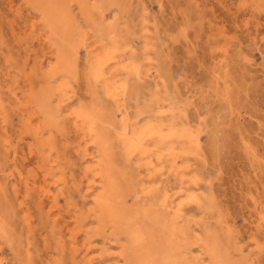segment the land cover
I'll return each mask as SVG.
<instances>
[{
  "label": "rangeland",
  "instance_id": "obj_1",
  "mask_svg": "<svg viewBox=\"0 0 264 264\" xmlns=\"http://www.w3.org/2000/svg\"><path fill=\"white\" fill-rule=\"evenodd\" d=\"M62 1L76 15L84 44L78 51L77 79L59 76L51 81L50 71L64 48L51 35L40 0H0V264H127L121 255L132 250L141 227L118 224L101 236L94 233L92 195L82 175L88 160L79 155L78 138L64 118L92 96L104 99L101 86L86 78L95 57L102 55L109 60L104 79L111 89L129 77L133 87L132 69L139 70L140 94L121 107L137 122L135 129L145 124L143 110L153 100L162 104L166 132L178 131L177 139L152 144L150 170L156 175L150 181L145 161L134 156L130 163L120 149L116 160L134 190H155L145 208L159 210L165 196L171 198L167 203L172 210L165 211L164 220L183 228L189 237L184 242L192 247H186L184 264H220L214 255L219 243L226 249L219 246L218 252H227L230 264H264V0H117L115 6L95 10L99 0H85L89 8L84 9L83 0ZM64 82L72 100L60 105L54 98L47 108L61 123L59 129L32 138V131L26 132L23 102L31 93ZM116 115L120 124L122 115ZM43 121L41 116L32 125ZM160 154L165 158L161 162ZM56 160L50 183L58 208L49 212L52 198L39 204L43 177L37 167L49 170ZM28 178L30 186L25 185ZM62 178L64 184L54 183ZM130 200L128 207L137 208V199ZM181 203L184 214L177 219ZM76 221L87 228L73 244L68 230ZM209 236L219 243L205 245Z\"/></svg>",
  "mask_w": 264,
  "mask_h": 264
},
{
  "label": "bare ground",
  "instance_id": "obj_2",
  "mask_svg": "<svg viewBox=\"0 0 264 264\" xmlns=\"http://www.w3.org/2000/svg\"><path fill=\"white\" fill-rule=\"evenodd\" d=\"M48 1L50 3H52V5L50 4L49 7H47L45 4ZM93 1H95V0H93ZM132 1L133 0H131V2ZM62 2H64V1H62V0H40V2H39V4L42 5L44 7V9L46 10V14H47L46 19H48V23H49L50 28L53 32V34H51V35L52 36L54 35V37L56 38V42H57V40H60L61 44L63 45V48H64V51L59 50V54L57 56V63L50 71L49 79L51 81H55L59 76L70 77V78H73V80L77 79L76 67H77V64L80 63V62H77L79 60L78 51H79V49H81L80 47L84 44L83 40L81 39L82 33L80 34V32H79L80 29L76 23V17H75L76 15L71 14V6L70 5L67 7L66 5L62 4ZM117 3H118L117 0L116 1L115 0H99L93 6H94V10H95V9H100L102 7L101 5H103V4H108V6L112 7V6L117 5ZM80 5H82L83 9L89 8V4L85 0L81 1ZM128 5H127V7H128ZM36 7H38V6H36ZM78 9H79V7H78ZM90 10H91V8H90ZM78 12H80V11H78ZM116 13H118V12H116ZM100 14H103V12H101ZM80 18H81V16H80ZM103 22H104V20H103ZM110 25L113 26L112 24H110ZM108 30H106V31H108ZM118 46H120V45H118ZM118 46H116V47H118ZM113 47H114V45H113ZM130 52H132V50ZM93 53H95V52H93ZM114 53L115 52H113V54ZM88 56H90V55H88ZM102 56L101 57H99V56L95 57V55H94V57L97 59L95 60V58H94V60H95V62H93L94 66L92 65L93 68L91 67L92 70L90 71V73L87 74L86 78H87L88 82L92 80L95 83L94 86L95 85L101 86V88L103 89V91H101V92L102 93L104 92V99L101 100V99L97 98L96 96H92L90 101H88L89 103L80 104L77 108L70 110L67 117H64L65 120H67L69 122V124L71 126V131L73 132L74 136L76 138H78V141H77L78 145L77 146H78L79 155H82L84 158H87V160H88V161L86 160L88 164H87V167L83 170L82 175L87 180V191L86 192H88L89 194L92 195L91 196L92 197L91 202L93 204V208L91 209L90 212H91V217H92L93 222L95 224H97V228L94 230V233L96 235L101 236L102 234H105L108 231V228H113V227H115V225H118V224H119V226H121L120 224H123L124 226L127 225V227H129V228L133 227L135 225L136 226L140 225V227H141L140 231L141 232L136 233L134 238L131 237V238H133L132 250H130L128 248L129 251L125 250L124 253H122V255H121V257L123 258V260H125L127 262V264H184V262L186 260L183 258V255L185 253V250L187 249L186 247L190 246V244L187 245L186 242H184V241L187 240L189 237L186 234V232L183 231V228L180 229L176 226L177 224L176 225L174 223L169 224L166 222V219L164 220V214L166 213L165 211L171 209V207L167 203L168 200L171 198L168 195H166L164 198V201L162 202V206L160 207L159 210H153V208L151 209L149 207L145 208L146 205L148 203H151V201L153 200V196L155 195L154 194L155 190L150 189V188H146L145 186H143L140 189V191H137L138 189L134 190L133 187H131V185L128 184L127 179L125 178V175L123 174V172L117 166V160H116L117 159L116 157L118 155V150L120 149L123 152V155L125 156L126 160L128 162L130 161V163H131V159H133L134 156H135V158L138 157V160L141 162L145 161V166H147L148 171L150 172L149 177H147L150 181L156 175V173L153 174V172L150 170V167H152V163H153V161L151 160L153 158V157L151 158V155L153 153L152 152V150H153L152 144L157 143L158 145H161L165 141H167L169 139H173L177 135L176 133L178 131L176 132L174 130L175 129L174 128V129L170 130L168 133L166 132V129H167L166 124L167 123H166V118H165L166 117L165 112L162 108V104H160L158 101H153V100L148 102L147 104H145V108L143 110V112L146 114L144 116L146 118L145 124L140 129H135L137 122L135 123V122L131 121V118H130L129 114L127 113V110H126L127 107L126 108H121V107H123V105L127 101V99H129L133 96H138L140 94L139 83H138L140 80L139 70L137 67H133V69H132V74H134L136 76V78L133 80V87L130 86L131 84H130V81L128 80L130 78L129 77L127 80L124 79L125 81L123 82V84H121L120 88L111 89L108 86L109 84L105 83V79H104L105 69H106L105 66H107L109 60H107V58H103ZM114 56H116V55H114ZM109 58H110V56H109ZM131 58H132V56H131ZM114 59H112V60H114ZM134 60H135V58H134ZM110 61H111V58H110ZM128 63H126V64L129 65ZM137 65H139V64H137ZM127 68L128 67H126L125 69H127ZM120 71H122V70L120 69ZM127 71H129V70H127ZM107 75H108V73H107ZM44 79H45V77H44ZM62 81H64V80H62ZM107 82H109V81H107ZM46 83H48V82H46ZM46 83H44V84H46ZM68 86H69L68 82H64L63 84H61L57 88H50L49 86L45 87L44 89H41L40 91H38L35 94L31 93V95L29 96V100L26 102H23V104L21 103L22 104L21 108H22L23 112H25L24 118H25L26 130H27L26 132L29 133L32 131V134H33L32 138L38 139V137L41 134H43V131H45V130L53 132L54 129H57V128L59 129L61 123L56 121L57 117L55 118V116L48 113L47 108L50 107L54 98L59 100L60 105L66 104L72 100L71 97L66 95V88ZM96 89H99V88H96ZM109 104L115 105L118 108H115V109L114 108H108ZM57 108H59V107H57ZM57 108H56V110H57ZM58 111H62V108H61V110L59 108ZM117 113H120L122 115V119H121L120 124L117 121V116H118V115H116ZM55 115H56V112H55ZM41 116L44 118V121L42 123H39L38 125H36V127H33L32 124H33L34 120L36 118L39 119ZM65 120H63V121H65ZM64 125L66 126L67 124L65 123ZM171 126H169V127H171ZM66 130H68V129H66ZM182 130H184V129H182ZM66 133H68V132H66ZM181 133H182V131H181ZM185 133H187V132H185ZM190 134H191V132H190ZM66 135H68V134H66ZM56 136H57V134H56ZM52 138L55 139L54 137H52ZM183 138H185V137H183ZM185 139H187V138H185ZM194 142L195 141H193V143ZM176 143H178V141ZM172 145H174V144H172ZM184 146H187V145L184 144ZM55 147H51V149H50L51 153L55 150ZM177 147H179V146H177ZM159 150H162V149H159ZM30 151H31L30 152L31 154L35 153V148L33 145L30 146ZM175 152H177V151H175ZM180 152H181V150H180ZM161 153L163 154V152H161ZM184 153L185 152H183L182 154H184ZM162 159H163V157L160 154V156L157 157V160L159 162H161ZM46 160H48V158H46ZM55 165H58L57 160L55 162H53V164L50 166L49 170L44 169L40 165H38V167H37V170L42 172V177H43V180H42L43 184L40 188L38 187L39 188L38 191L40 192V199H42V200L39 199L40 200L39 204L40 205L43 204V202H44L43 199H49L50 200L52 198L53 199L52 200V206H51L49 212L58 208L57 198L53 195V191H52V186H51L52 182L50 183V180L53 181L52 176H53V173H54V170L56 167ZM157 178L158 177H156V179ZM28 181H29V178L27 179V181L25 183L26 186H28L30 184V183L28 184ZM162 181H163V179H162ZM63 182H65L64 178L58 179L54 183L55 184H64ZM133 184H135V183L133 182ZM35 186H36V182H34V188H35ZM159 188H160V186H159ZM164 188H165V186H164ZM65 189H66V187H65ZM167 192H168V190H167ZM160 193H162V192H160ZM133 197L137 199V200H135L137 208H134L132 206L134 209L132 208L133 210H131L130 207H128L129 206L128 202H129L130 198H133ZM138 205H140V206H138ZM176 208L177 209H176L175 215H176L177 219H179V218H181V215L184 214V213H182L183 208H184V204L181 203ZM64 215H65V213H64ZM72 218L73 217H71V219ZM169 221H170V219H169ZM74 223H76L75 228H73L71 231L68 230L70 233L71 242L73 244H75V241H76L78 235L82 231H85V229L87 228L86 227L85 229H83L84 227H83V224L81 221H76ZM129 231H131V230L129 229ZM117 232H119V231L117 230ZM88 233H89V231H87V234ZM112 235H110V236H112ZM124 235H126V234H124ZM132 235H133V233H132ZM119 236H120V233H119ZM127 236L129 238V232H128ZM90 237H91V235H90ZM219 237H221V239H222L223 236H219ZM117 238H119V237H117ZM196 238L199 239V237H197V236H196ZM95 239H97V238H95ZM217 239H218L217 237L215 239L214 236H209L205 239L206 240L205 245L213 247V244L215 243V241ZM90 240H91V238H90ZM104 241H105V239H104ZM217 241H216V243H219ZM131 242L132 241H130V243ZM223 243H224V240H223ZM93 244H94V242H93ZM224 245H225V243H224ZM219 246L223 248L221 243H219L217 245V247L215 246L216 247L214 250V255L216 257L215 261H218V259H221L222 261L219 262L220 264H230L228 257L226 256L227 252L223 253V254H220V252H218ZM70 247H72V246H70ZM86 247H87V245H86ZM194 248H195V246H194ZM222 248H221V250H222ZM191 249H192V247H191ZM225 249L223 251H225ZM73 251H75V253L77 252V250H75V249ZM223 251H221V252H223ZM213 256H212V258H213ZM188 257H189L188 259L191 258V256H188ZM85 259H87V258H84L83 262L85 261ZM194 259H192V260H194ZM232 259H233V257H232ZM232 259H230V260H232ZM72 261H75V260H72ZM86 261H85V263H86ZM198 261H199V259H198ZM49 263H51V262H49ZM56 263L58 264V262H56ZM63 263H65V262H63ZM63 263H59V264H63ZM79 263H81V261ZM91 263H92V260H88L87 264H91ZM52 264H54V263H52ZM196 264H198V263H196Z\"/></svg>",
  "mask_w": 264,
  "mask_h": 264
}]
</instances>
